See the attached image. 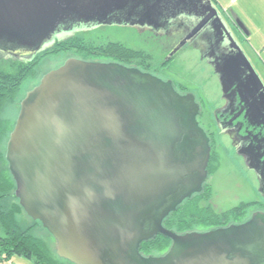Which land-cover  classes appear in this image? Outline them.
Masks as SVG:
<instances>
[{
	"label": "water",
	"instance_id": "water-1",
	"mask_svg": "<svg viewBox=\"0 0 264 264\" xmlns=\"http://www.w3.org/2000/svg\"><path fill=\"white\" fill-rule=\"evenodd\" d=\"M168 2L0 0V52L32 58L61 33L157 26ZM208 3L212 14L164 62L212 18L225 24ZM231 24L248 35L240 19ZM229 38L235 53L223 73L238 76L264 139V83ZM198 115L193 95L170 81L113 61L68 58L20 101L5 150L14 196L53 237L57 256L73 264H264L263 211L206 231L178 234L163 225L208 179L210 139ZM157 235L171 241L168 250L142 255L141 244Z\"/></svg>",
	"mask_w": 264,
	"mask_h": 264
},
{
	"label": "trees",
	"instance_id": "trees-1",
	"mask_svg": "<svg viewBox=\"0 0 264 264\" xmlns=\"http://www.w3.org/2000/svg\"><path fill=\"white\" fill-rule=\"evenodd\" d=\"M61 53H72L83 60L113 61L126 66H131L133 62L153 63L150 56L129 49L121 43L85 40L81 31L61 33L34 57L15 58L9 66L10 69L0 62V112L7 103L15 104L19 110V101L16 100V96L22 84L36 76L37 68L43 58L58 56ZM15 119H5L0 115V227L3 231L0 235V255L5 260H10L17 255L30 259L35 264H62L54 261L48 254L43 241L31 234L40 222L33 221L32 225L21 227L17 216L23 209L19 203L11 204L7 209L1 205V201L15 190V183L5 160L6 143ZM211 147L207 166L209 174L214 173L219 167L217 148ZM209 196L210 185L206 182L200 194L183 202L163 221L164 227L178 234L224 227L244 218L246 210L249 211L254 206L251 202L240 203L225 213H217L210 205ZM170 244L169 239L157 235L141 244L140 253L144 256L155 253L161 255L168 250Z\"/></svg>",
	"mask_w": 264,
	"mask_h": 264
},
{
	"label": "flooded vegetation",
	"instance_id": "flooded-vegetation-1",
	"mask_svg": "<svg viewBox=\"0 0 264 264\" xmlns=\"http://www.w3.org/2000/svg\"><path fill=\"white\" fill-rule=\"evenodd\" d=\"M171 2L170 0L165 3L164 8L158 11L162 16L157 19V26H142L152 35L165 33L167 38L175 41L169 53L195 26L206 20L213 12L208 0H173L172 4ZM218 15L225 24L221 25L219 21L212 18V21L190 39L168 62L164 60L150 64L133 62L130 67L150 73L163 81H170L179 94L193 95L199 105L198 121L210 139V149L212 150L211 146L215 148L221 146L226 150L218 142V137L224 136L230 142L229 151L235 153L247 168L254 171L261 199L251 202L254 206L251 207L252 210L248 217L232 223L240 224L248 220L254 211L264 212V139L260 135L263 129L258 125L261 123V118L253 117L249 111L252 99L245 95L240 84L237 89L236 83L240 81L238 76L233 77L223 73L226 60L233 57L235 53L229 32L232 33L234 40L237 39L238 33L236 27L232 26L231 22H228L219 11ZM189 47H191V52L199 57V64L202 67L205 65L211 71L212 76L218 80L220 97L212 109H207V112L211 114L209 121L203 119L205 112L203 104L206 99L201 94L198 96L200 86L194 88V84L192 85L191 82L171 70L170 65L175 57Z\"/></svg>",
	"mask_w": 264,
	"mask_h": 264
},
{
	"label": "rangeland",
	"instance_id": "rangeland-1",
	"mask_svg": "<svg viewBox=\"0 0 264 264\" xmlns=\"http://www.w3.org/2000/svg\"><path fill=\"white\" fill-rule=\"evenodd\" d=\"M221 11L223 12V10ZM223 14L227 16L226 13L223 12ZM225 15H223L224 18H226ZM230 21L231 19L229 22ZM254 21L257 22L258 19L255 18ZM81 32L85 40L92 42L105 41L121 43L129 49L150 56L151 61L154 63H159L161 60H164L175 42L167 38L165 33L161 35H152L147 29H143L142 26L139 25H101ZM237 36L239 35H236V38ZM259 36L261 37V35ZM236 40L239 42L241 49L255 72L264 83V52H260L261 48L253 49L251 45H249V42H242V38ZM185 50L186 51H182L175 57V60L170 65L171 70L177 72L182 78L191 82L192 85L194 84V88L200 86L201 89H198V96L201 94L206 99L205 105L203 104L205 109L203 119L209 121L211 114L207 112V109H212V107L217 104L220 97L218 80L212 76L211 71H209L205 65L202 67V65L199 64V57L191 52V47ZM68 58L79 57L72 53H61L58 56L43 58L37 68L36 76L22 84L16 96V100L19 101V104L25 94L39 83V80L44 74L56 69ZM14 59L15 58L12 56L0 53V62L4 63L8 69H10L9 66ZM17 112H19V110L15 104L10 105V103H7L2 108L0 115L5 119L12 120L17 117ZM218 142L222 144L226 150L222 149L221 146L217 148L216 152L219 154V167L214 173L209 174L207 179L210 185L209 202L213 210L217 213H225L238 206L240 203H250L260 200L259 184L254 171L247 168L241 160L237 158L235 153L231 150L229 151L230 142L228 138L220 135L218 137ZM13 194L14 193L6 196L1 201V205L4 208L7 209L11 204L18 203V200L15 199ZM251 210L252 209L249 211L246 210L244 218L250 215ZM17 220L21 227H27L33 223V220L28 217L24 211L17 216ZM2 234L3 231L0 227V235ZM31 234L43 241L48 254L54 261L56 260L62 264H73L57 256L53 237L40 224L31 231ZM154 255H159V253H155ZM16 256H13V258Z\"/></svg>",
	"mask_w": 264,
	"mask_h": 264
},
{
	"label": "crops",
	"instance_id": "crops-1",
	"mask_svg": "<svg viewBox=\"0 0 264 264\" xmlns=\"http://www.w3.org/2000/svg\"><path fill=\"white\" fill-rule=\"evenodd\" d=\"M216 9L223 15L227 14L226 19L233 21L241 19L247 28L248 35L243 36L239 33L237 39L242 38V42H249L254 49L261 48L264 52V0H210ZM223 10V12L221 11ZM232 12V13H228ZM258 19L257 22L254 19ZM230 21V22H231ZM258 33V34H256ZM261 35V37L259 36ZM254 39V40H252ZM256 44V45H255ZM12 264H35L32 260L24 257H11Z\"/></svg>",
	"mask_w": 264,
	"mask_h": 264
},
{
	"label": "built area",
	"instance_id": "built-area-1",
	"mask_svg": "<svg viewBox=\"0 0 264 264\" xmlns=\"http://www.w3.org/2000/svg\"><path fill=\"white\" fill-rule=\"evenodd\" d=\"M0 264H12L10 260H5L3 257L0 255Z\"/></svg>",
	"mask_w": 264,
	"mask_h": 264
}]
</instances>
